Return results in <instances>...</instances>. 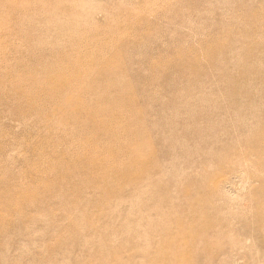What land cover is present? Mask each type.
I'll list each match as a JSON object with an SVG mask.
<instances>
[{"label":"rangeland","instance_id":"obj_1","mask_svg":"<svg viewBox=\"0 0 264 264\" xmlns=\"http://www.w3.org/2000/svg\"><path fill=\"white\" fill-rule=\"evenodd\" d=\"M0 213V264H264V0H0Z\"/></svg>","mask_w":264,"mask_h":264},{"label":"bare ground","instance_id":"obj_2","mask_svg":"<svg viewBox=\"0 0 264 264\" xmlns=\"http://www.w3.org/2000/svg\"><path fill=\"white\" fill-rule=\"evenodd\" d=\"M63 5H64L63 2H57L55 4V6H54L53 11L56 12V9H58L59 12L61 14H63V15L69 16V17H74V15H78L77 10H80L81 8L84 7V5H80L79 7H76V6L72 7L73 4H69L66 7H64L65 5L64 6ZM83 74L84 73H80L79 71H75V72L71 73V72L65 71V69L64 70H55V71H52V72L48 73L47 75H44L45 78L36 79L33 82H34V84H35V86L37 88L35 90L41 91V92H43L44 95H46V96H48L50 98L53 97L52 99H57L58 100V99H60V96H62V94H60L59 91L63 92V94H64L65 92H68L72 88L71 86H74V87L75 86H81ZM46 81L53 82L55 85H53V86H51L49 88H45L44 84L47 83ZM87 87H88L87 88L88 91H90L89 95H91V94L96 95V93H95L96 89H97L96 83L88 85ZM100 89H102V88H100ZM84 91H85V94H86L87 91L83 90V92ZM102 96H103V94H102ZM66 99H68V97H66L65 99H61V102H64ZM72 99H74V100H72ZM69 100H70V102H72V105L74 107L73 110L84 111L86 113V115L88 116L89 121H88L87 124H85V128L88 129L89 132L95 134V133H98L99 130H102L104 128L105 122H103V118L105 117L106 110H103L102 107H99V110L97 111V109H96L97 106L95 104H93L92 102H90V103L89 102H85V104L88 103L87 106L83 105L82 103H84V101H83V99L81 98L80 95L75 96L74 98L70 95ZM92 125L95 126L94 127L95 129L91 128ZM82 141L85 142L86 144H82V146L79 149L82 152L77 151V155L75 156L76 162H79L81 167L84 166V164H87V165L90 164L89 161L85 158V156L87 157V155L89 153H90V156H95V155H101L102 156L101 153H102V151L104 149L102 147H95V148L94 147H88L87 142L84 139ZM89 150H91V151H89ZM132 154H134V155H133V157L131 159V162L128 165H131L132 167H133V165H136L138 167V169L143 174L147 173L151 169H154L153 166H148L147 165L145 159L142 157L141 154L136 153V152L134 153L133 151H132ZM110 155L112 156L111 152H110ZM115 156H116V152L113 153V158H112V160L110 162L107 161V158L104 157V159H102V157H101V162L103 160V163L105 164L104 165L105 168L110 169V166H112L113 169H115V170H119L120 169L119 168L120 166L117 164L118 159L114 158ZM69 162L70 161H68L67 165H68V168L71 169L70 172H71L72 177H73L74 173H75V170L77 169V166L75 164L69 163ZM66 180H68V179H66ZM39 185H40L41 189L45 188L43 190H46V186H44V183H39ZM20 200H21V198H16L15 201H18L19 204H23V205L24 204L28 205L30 203H33V202H31L33 199L31 198L29 200L26 196H24L21 201ZM1 219H2V214L0 213V220ZM134 229H133V231H134ZM137 229H136V231L138 233L137 232L136 233H137V235H139L140 233H139V231ZM153 229H154V231H152V234L151 235L149 234L150 236L148 235L147 238L139 239V238L131 237L130 239H125L121 243V245L139 246V245H141L143 242H145L147 240L155 239L156 236H158V239L161 240V245L162 246H165V243H167L168 245L172 243V240L170 238H168V237L165 238V228L159 229L160 231H163V233H160V232L156 233V231L158 230V226L156 228H153ZM155 229H157V230H155ZM144 231H145V229L143 230V233H144ZM146 233L147 232H145V234ZM177 244H181V242H178ZM181 245H183V244H181ZM174 247H176V246L174 245ZM178 250H179V253H182L184 251V249L181 248V247H178ZM110 251H111L110 248H107V251L105 252V256H104V254L103 255H99V256L101 258H103L104 260H107L108 254L110 253ZM161 255L165 259V255L164 254H161ZM150 259L151 260L149 261V263H151V264H168V263H170L169 260L165 262V260H161L159 257H156V256L155 257L152 256V258H150ZM185 261H186V256H185V253H184V257L180 260V264H181V262H185Z\"/></svg>","mask_w":264,"mask_h":264}]
</instances>
